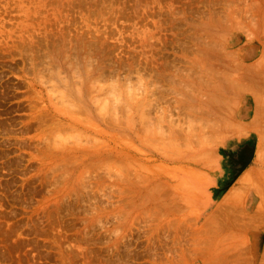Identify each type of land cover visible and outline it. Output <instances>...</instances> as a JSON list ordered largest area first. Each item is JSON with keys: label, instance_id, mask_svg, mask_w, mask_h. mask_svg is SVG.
<instances>
[{"label": "rangeland", "instance_id": "1", "mask_svg": "<svg viewBox=\"0 0 264 264\" xmlns=\"http://www.w3.org/2000/svg\"><path fill=\"white\" fill-rule=\"evenodd\" d=\"M261 104L264 0H0V264H264L206 215Z\"/></svg>", "mask_w": 264, "mask_h": 264}, {"label": "crops", "instance_id": "2", "mask_svg": "<svg viewBox=\"0 0 264 264\" xmlns=\"http://www.w3.org/2000/svg\"><path fill=\"white\" fill-rule=\"evenodd\" d=\"M235 125L234 131L244 129L242 134H230L221 144L230 141L231 146H237L253 135L251 162L237 174H233L234 165L216 163L214 170L218 174H212L209 185L215 188L228 181L231 183L220 195L215 193L214 204L206 215H264V104L253 106L250 118ZM204 172L211 178L210 171L206 169Z\"/></svg>", "mask_w": 264, "mask_h": 264}, {"label": "bare ground", "instance_id": "3", "mask_svg": "<svg viewBox=\"0 0 264 264\" xmlns=\"http://www.w3.org/2000/svg\"><path fill=\"white\" fill-rule=\"evenodd\" d=\"M96 86H97V85H96ZM111 86H113V85H111ZM92 87H93V86H92ZM97 87H98V86H97ZM93 88H94V87H93ZM98 88H99V87H98ZM103 88H104V87H103ZM108 88H109V87H108ZM108 88H105V90H106V89L108 90ZM91 89H92V88H91ZM100 89H102V88L100 87ZM112 90H113V88H112ZM89 91H90V90H89ZM91 92H92V90H91ZM100 92L104 93L105 91L102 90V91H100ZM100 92H99V93H100ZM112 92H113V91H112ZM115 92H116V91H115ZM95 93L98 94V92H95ZM95 93H94V95H96ZM94 95H93V96H94ZM105 95H106V94H105ZM96 96H97V95H96ZM102 96H103V95H102ZM106 96H107V98L109 97L108 95H106ZM110 96H111V95H110ZM112 96H113V95H112ZM100 97H101V96H100ZM95 98H96V97H95ZM107 98H106V99H107ZM91 99H92V98H91ZM102 99H103V98H101L100 100H102ZM108 99H109V98H108ZM114 99H116V98H114ZM100 100H99V101H100ZM124 100H125V99H124ZM127 100H128V101H132V100H130V98H127ZM127 100L124 101L125 104H127V103H126ZM72 101H73V100H72ZM92 101H93V100H92ZM95 101H96V100H95ZM102 101H103V100H102ZM104 101H105V103H106L107 100H104ZM110 101H111V100H110ZM114 101H115V100H114ZM121 101H122V100H121ZM93 102H94V101H93ZM118 102H119V101H118ZM118 102H116V103H118ZM95 103H96V102H95ZM105 103H104L103 105H106ZM108 103H109V102H108ZM116 103H115V104H116ZM93 104H94V103H92V105H93ZM97 104H98V102H97ZM128 104H129V103H128ZM92 105H91V107H92ZM98 105H99V104H98ZM100 105H101V102H100ZM110 105H111V104H109V106H110ZM106 106H107V105H106ZM121 106L124 107L125 105H124V106L121 105ZM95 107H96V106H95ZM95 107H94V108H95ZM116 107H117V105H116ZM96 108H97V109H95V110H96V115H97V114L99 113V112H97V110L100 111V109H99V107H96ZM106 109H108V108H106ZM109 109H112V108H109ZM123 109H124V108H123ZM86 110H87V112H88V114H89L90 111H89L88 109H86ZM92 110H93V109H92ZM102 112H103V111H102ZM105 112H106V113H105ZM110 112H112V111H110ZM115 112H116V111H115ZM91 113H92V111H91ZM104 114H107V111H104ZM91 115H92V114H91ZM89 116H90V115H89ZM93 116H94V115H93ZM97 116H99V118H98ZM97 116H96L97 119H99V121H100V120H101L100 118H102V117H101L102 115L99 114V115H97ZM107 116H108V115H106V117H107ZM111 116H112V115H111ZM74 117H75V116H74ZM91 117H92V116H91ZM91 117H89V118H91ZM94 117H95V116H94ZM71 118H72V117H71ZM89 118H88V119H89ZM104 118H105V117H104ZM104 118H103V120H104ZM107 118H108V117H107ZM107 118H106V119H107ZM72 119H73V118H72ZM88 119H87V120H88ZM91 119H92V118H91ZM93 119H94V118H93ZM93 119H92V120H93ZM113 119H114V118H113ZM82 120H83V119H82ZM103 120H102V121H103ZM108 120H110V119L108 118ZM118 120H119V119H118ZM71 121H72V120H71ZM79 121H81V120H79ZM96 121H97V120H96ZM111 121H112V118H111ZM72 122H74V121H72ZM90 122H91V121H90ZM75 123H76V122H75ZM77 123H78V122H77ZM79 123H80V122H79ZM88 123H89V120H88ZM82 124H83V123H82ZM86 124H87V123H86ZM115 124H116V123H115ZM84 125H85V123L83 124V126H84ZM91 126H92V125H91ZM85 127H89V124H88V125H85ZM85 127H84V129H85ZM93 128H94V127H93ZM93 128H92V129H93ZM87 129H88V128H87ZM92 129H91V130H92ZM89 130H90V129H89ZM103 131H104V130H103ZM96 132H98V131H96ZM98 133H99V132H98ZM103 134H104V133H103ZM110 135H111V134H110ZM111 136H112V135H111ZM111 136H110V137H111ZM243 154H244V153H243ZM243 156H244V155H243Z\"/></svg>", "mask_w": 264, "mask_h": 264}]
</instances>
